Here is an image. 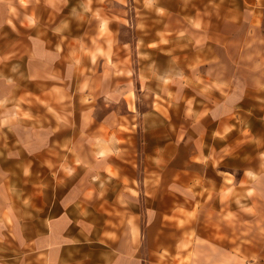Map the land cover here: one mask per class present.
I'll use <instances>...</instances> for the list:
<instances>
[{
  "label": "crops",
  "instance_id": "1",
  "mask_svg": "<svg viewBox=\"0 0 264 264\" xmlns=\"http://www.w3.org/2000/svg\"><path fill=\"white\" fill-rule=\"evenodd\" d=\"M81 2L0 0V264H264V0L129 62Z\"/></svg>",
  "mask_w": 264,
  "mask_h": 264
},
{
  "label": "rangeland",
  "instance_id": "2",
  "mask_svg": "<svg viewBox=\"0 0 264 264\" xmlns=\"http://www.w3.org/2000/svg\"><path fill=\"white\" fill-rule=\"evenodd\" d=\"M83 1L77 5L80 10H74V18L77 17L78 23L75 30L83 31L86 28V23L88 22V17L94 18L97 21H102L103 23H108V28L105 25V28L99 30V33L106 34V39L110 43L115 35V41L120 45V50L123 52L122 56L127 55V61L129 62L135 56L136 52L133 50L135 41L138 38H142L148 35H157L160 34V28L163 24V19L165 18V13L168 12V9H161L160 7L168 3V7L172 10H177L178 6L180 11L193 16L195 13H203L205 17H211L218 21L224 20L225 12L233 11V17L239 15V11L234 10H224L221 9V4L226 0H79ZM242 0H227V2H232V4L240 5ZM250 3L256 2V0H249ZM233 5V8H234ZM76 6V5H74ZM251 6V5H250ZM252 8V7H250ZM201 10V11H200ZM250 13L254 14V12ZM93 15V16H91ZM251 15V14H250ZM87 17V18H86ZM256 22L259 25V32L264 33V10L259 12V15L256 16ZM76 19V18H75ZM85 25V26H84ZM94 25L90 22L89 28L93 29ZM234 28V27H233ZM90 30V31H91ZM104 36V35H102ZM110 41V42H109ZM126 45L123 44V42ZM155 44V43H154ZM159 44V43H157ZM219 46V43H217ZM198 46V45H197ZM257 42L250 43V50L255 49ZM262 46L259 51L262 52L264 43L260 42L259 46ZM124 50V51H123ZM185 53V62L189 60V56L193 50H200L201 52V61L204 62L205 56L209 52L208 43L201 42L200 47L192 48V43H185L184 48H179ZM256 53V52H254ZM131 56V57H129ZM234 64L240 66V51L235 55ZM152 58L156 60L159 64L164 55L160 58V52L154 53ZM249 61L253 65L264 66V62L260 60L257 61L256 56L253 55L250 57ZM257 67V66H256ZM144 108V107H143ZM7 112H10V109H6ZM256 112V109L254 110ZM255 126L261 127L259 121L255 122Z\"/></svg>",
  "mask_w": 264,
  "mask_h": 264
}]
</instances>
